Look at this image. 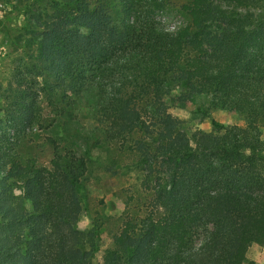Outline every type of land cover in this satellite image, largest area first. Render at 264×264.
<instances>
[{
    "label": "trees",
    "instance_id": "trees-1",
    "mask_svg": "<svg viewBox=\"0 0 264 264\" xmlns=\"http://www.w3.org/2000/svg\"><path fill=\"white\" fill-rule=\"evenodd\" d=\"M163 2L120 0L117 16L107 0H61L37 19L48 90L88 102L107 143L132 138L146 165L144 214L122 222L103 264H245L264 247V0H187L176 30L157 18ZM192 104L214 133L189 136L168 111ZM20 105L11 129L33 114ZM11 139L0 134V264H94L104 222L80 226L88 154L58 147L44 167Z\"/></svg>",
    "mask_w": 264,
    "mask_h": 264
},
{
    "label": "rangeland",
    "instance_id": "rangeland-1",
    "mask_svg": "<svg viewBox=\"0 0 264 264\" xmlns=\"http://www.w3.org/2000/svg\"><path fill=\"white\" fill-rule=\"evenodd\" d=\"M107 1L117 6L116 15L120 16V0ZM186 1L161 3L157 18L165 28L176 30L187 23L180 9ZM0 4V134L8 133L21 158L33 159L39 166L50 167L58 147L64 153L88 154V205L80 226L91 228L92 218L101 217V249L94 264H103L104 251L112 246V236L122 222L144 214L148 197L146 165L137 155L132 138L124 145L107 143L88 102L66 100L61 93L49 92L53 78L38 57L43 29L37 19L42 25L52 20L61 0H0ZM21 87L28 90V97L15 100L14 90ZM15 101L19 103L15 105ZM20 103L31 104L33 114L25 126L11 129V115L24 113ZM168 111L183 122L189 136L196 131H215L211 119L196 112L195 104L170 107ZM211 117L226 125L245 126L243 117L236 112L215 109ZM261 129L264 139V125ZM62 132L66 138H59ZM247 258L245 264H264V247H251Z\"/></svg>",
    "mask_w": 264,
    "mask_h": 264
},
{
    "label": "built area",
    "instance_id": "built-area-1",
    "mask_svg": "<svg viewBox=\"0 0 264 264\" xmlns=\"http://www.w3.org/2000/svg\"><path fill=\"white\" fill-rule=\"evenodd\" d=\"M1 5V4H0Z\"/></svg>",
    "mask_w": 264,
    "mask_h": 264
}]
</instances>
